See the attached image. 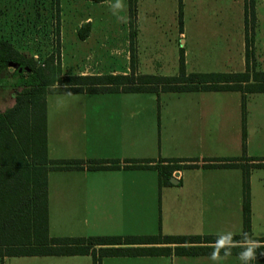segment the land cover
<instances>
[{
	"label": "crops",
	"instance_id": "obj_1",
	"mask_svg": "<svg viewBox=\"0 0 264 264\" xmlns=\"http://www.w3.org/2000/svg\"><path fill=\"white\" fill-rule=\"evenodd\" d=\"M183 28L181 34L187 38L184 24ZM239 43L243 71L246 45L243 40ZM181 48L186 53L187 48ZM242 98L239 90L48 93V159L86 161L69 169L47 165L52 167L47 173L49 237L138 236L148 239L130 245L171 248L170 253L104 256L101 264H244L240 254H179L176 247L186 244L164 239L241 235L246 165H251V228L259 226V214L264 231V166H253L258 161L243 157H264V131H258L260 144L252 151ZM245 107L246 113L264 122V92L246 93ZM231 158L238 159L237 165L204 166ZM90 159L106 160L108 166L118 163L119 168L89 169ZM173 159H186L181 164L194 166L175 170L171 183L161 185L159 170L152 165ZM135 160H149L150 166L134 167ZM254 237L264 239L263 234ZM207 244L252 242L188 245ZM8 247L0 245L3 253ZM252 263L264 264V252L256 253ZM0 264H94V256L3 254Z\"/></svg>",
	"mask_w": 264,
	"mask_h": 264
},
{
	"label": "trees",
	"instance_id": "obj_2",
	"mask_svg": "<svg viewBox=\"0 0 264 264\" xmlns=\"http://www.w3.org/2000/svg\"><path fill=\"white\" fill-rule=\"evenodd\" d=\"M180 24L183 28L182 10ZM248 17L255 21L254 2L245 5V22ZM89 25H83L79 37L88 35ZM251 41L246 38V69L234 72H190L186 71L184 51L181 49L180 67L177 74L118 73L69 75L62 80V86L47 89L60 78L59 69L54 66L39 65L34 57H26L11 43L0 41V87H22L15 95L13 106L0 112V245H8L6 253L0 255L33 254H88L94 256V264H101L104 256L152 255L170 253V247H140L130 244L145 243L146 237L96 235L89 237L50 238L48 235V194L47 173L54 168L82 167L83 160H49L47 156L46 134V95L54 93H102V92H160V91H221L239 90L243 94V121L245 124L246 93L264 92V70L250 67ZM18 67L13 72L9 63ZM22 67L23 71L18 68ZM29 70H28V69ZM245 151V134H244ZM256 160V167L264 166V157H247ZM228 162L204 166L237 165V158L225 159ZM186 159L167 160L163 165H152L160 174V184H169L175 170L193 167L181 164ZM89 169L119 168L118 163L106 165L103 159L87 161ZM114 162V161H113ZM149 160H135L134 167L150 166ZM58 164V165H57ZM62 164H65L62 166ZM251 166V165H250ZM244 166V231L241 235H185L164 236L167 242L186 245L176 247L179 254H240L247 245H188L191 243H226L249 241L260 245L256 253L264 252V239L252 236L251 206L249 193V167ZM39 231L40 234H39ZM24 234V235H23ZM23 235V236H22ZM100 245L99 249L95 246ZM252 246V245H250ZM252 263V260L250 261Z\"/></svg>",
	"mask_w": 264,
	"mask_h": 264
},
{
	"label": "rangeland",
	"instance_id": "obj_3",
	"mask_svg": "<svg viewBox=\"0 0 264 264\" xmlns=\"http://www.w3.org/2000/svg\"><path fill=\"white\" fill-rule=\"evenodd\" d=\"M247 1L256 4L257 16L246 24V0H0V41L39 65L59 69L60 78L49 91L69 75L177 74L181 47L187 48L188 73L240 71L239 41L246 38L250 67L263 70L264 0ZM180 9L187 38L181 34ZM83 25H89L84 39L78 34ZM21 89L0 87V111ZM246 119L251 149L257 150L264 122L249 111ZM257 221L253 237L264 235L259 214Z\"/></svg>",
	"mask_w": 264,
	"mask_h": 264
},
{
	"label": "clouds",
	"instance_id": "obj_4",
	"mask_svg": "<svg viewBox=\"0 0 264 264\" xmlns=\"http://www.w3.org/2000/svg\"><path fill=\"white\" fill-rule=\"evenodd\" d=\"M260 247L256 242H252V246L247 247L244 251L240 253L241 259L244 261V264H250V261L255 258V249ZM230 254V250L225 251V255Z\"/></svg>",
	"mask_w": 264,
	"mask_h": 264
},
{
	"label": "water",
	"instance_id": "obj_5",
	"mask_svg": "<svg viewBox=\"0 0 264 264\" xmlns=\"http://www.w3.org/2000/svg\"><path fill=\"white\" fill-rule=\"evenodd\" d=\"M9 65H10V70H14L15 68L18 67V64L15 63V62H10ZM27 69H28V68H27ZM18 70L21 72V71H23V68H22V67H19ZM28 70H29V69H28ZM172 181H175V180L172 179Z\"/></svg>",
	"mask_w": 264,
	"mask_h": 264
},
{
	"label": "built area",
	"instance_id": "obj_6",
	"mask_svg": "<svg viewBox=\"0 0 264 264\" xmlns=\"http://www.w3.org/2000/svg\"><path fill=\"white\" fill-rule=\"evenodd\" d=\"M180 175V171H178V176Z\"/></svg>",
	"mask_w": 264,
	"mask_h": 264
}]
</instances>
